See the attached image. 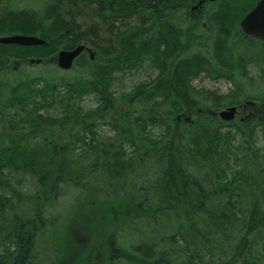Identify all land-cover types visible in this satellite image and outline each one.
<instances>
[{"label": "trees", "instance_id": "obj_1", "mask_svg": "<svg viewBox=\"0 0 264 264\" xmlns=\"http://www.w3.org/2000/svg\"><path fill=\"white\" fill-rule=\"evenodd\" d=\"M171 1L0 0V36L45 40L0 44V264H264V41L240 27L252 0ZM82 42L95 57L77 59L79 78H8ZM147 57L157 77L117 94L118 74ZM202 74L238 89L197 88ZM242 104L240 119L217 115ZM85 211L98 223L77 222ZM68 219L91 241L68 234L64 261L47 249Z\"/></svg>", "mask_w": 264, "mask_h": 264}, {"label": "rangeland", "instance_id": "obj_2", "mask_svg": "<svg viewBox=\"0 0 264 264\" xmlns=\"http://www.w3.org/2000/svg\"><path fill=\"white\" fill-rule=\"evenodd\" d=\"M5 1H7L8 5L11 7L18 6L20 8H32V9H45L47 7L45 6L47 4V0H5ZM254 1L255 0H252L251 4ZM5 4L6 3H0V6H4ZM89 15H91V13H89V10L87 9L81 11V14H80L81 17L84 18L86 16L87 19L89 18ZM81 17L80 19H82ZM85 20L86 19H84V21ZM56 66L52 64H42V65L34 64L33 66H30L28 64H25V65L20 64L14 70L15 73H10L11 75L8 77H10L11 79H16V78H21V77L24 78L27 76H30L29 78H32L33 76L40 77L39 75H41L46 80L52 81V80H57L58 77H61V76H65L67 78L69 77L71 79H76L81 76V72H80L81 70L80 68L77 67V65H75L73 69L69 71H62L58 67L57 69ZM250 70H251L250 77H253L254 74L256 75L257 73H259L258 72L259 70L254 65H251ZM157 75H158V69L154 67V65L151 62V59L147 57L145 61L143 62V64L137 65L136 67H134L133 71L131 72L129 71L124 74L119 73L117 76V79L115 80L114 89L117 94H120L123 91H130L142 81L150 82L154 80L157 77ZM193 85L196 86L197 88H206L209 90L217 91L221 94H228L230 93V91L232 92L238 89V86L234 84L232 81H228L223 78L213 79L205 74H202L199 78H196L193 81ZM97 104H98V101L96 100V97L93 94L85 95L82 101V105L85 108H94ZM244 114H245L244 112L242 113L239 112L236 118L240 119L244 116ZM177 119L181 120L182 117L177 116ZM102 128H103L101 131L102 135L110 136L112 134L111 131L107 129L108 128L107 126H102ZM155 131L158 134L161 132V129H158ZM68 198L65 199L67 207L73 202L72 198L74 197L69 196ZM67 207L65 205L63 211L65 209L67 210ZM90 207H94V205H90ZM89 213L90 212H86L84 213L82 217L75 218V219L82 220V221H84L83 219H86L88 220V222L84 221V223L86 224H88L89 222L98 223V220L95 217V214L93 213L94 215H91L88 217ZM74 224H75V221L73 219L71 220V223H70V219L64 221L62 225V230L58 232V239H54L52 241L53 244H48L49 246H51V247H48L47 249L50 251L48 252V254L55 255L58 258L62 257L64 258V261L69 259L74 249L71 244L72 241H70V238L67 237L68 234H71L72 236L75 235L76 241H79L77 243H83L84 245H88L90 243L91 241L90 236L80 237L82 236V232L84 233V231L82 230L81 227L76 228ZM96 231H98V229ZM79 238L81 240H79ZM74 257L78 259L80 255L76 254Z\"/></svg>", "mask_w": 264, "mask_h": 264}, {"label": "water", "instance_id": "obj_3", "mask_svg": "<svg viewBox=\"0 0 264 264\" xmlns=\"http://www.w3.org/2000/svg\"><path fill=\"white\" fill-rule=\"evenodd\" d=\"M241 27L243 31L250 36H254L264 40V0H260L257 6H255L241 21ZM0 43L4 44H18L24 46H38L45 43V40L36 35H24L13 34L9 36L0 37ZM91 49L85 44H79L74 49H63L59 51L56 56L57 65L68 70L73 67L76 58L84 51ZM91 57H94V53H91ZM40 60L31 59L30 63H38ZM248 103H252L249 101ZM237 107L230 106L226 109L219 111L218 115L222 120L230 121L236 117ZM180 118V117H179ZM190 118H186L189 120Z\"/></svg>", "mask_w": 264, "mask_h": 264}, {"label": "flooded vegetation", "instance_id": "obj_4", "mask_svg": "<svg viewBox=\"0 0 264 264\" xmlns=\"http://www.w3.org/2000/svg\"><path fill=\"white\" fill-rule=\"evenodd\" d=\"M259 0H255L252 5L250 6H256L257 2ZM222 4V1H210V0H173L170 3V6H191L192 10L196 9L197 6H210L211 4Z\"/></svg>", "mask_w": 264, "mask_h": 264}, {"label": "bare ground", "instance_id": "obj_5", "mask_svg": "<svg viewBox=\"0 0 264 264\" xmlns=\"http://www.w3.org/2000/svg\"><path fill=\"white\" fill-rule=\"evenodd\" d=\"M59 208H60V206H59ZM59 208H58V204H57L55 209H59Z\"/></svg>", "mask_w": 264, "mask_h": 264}]
</instances>
